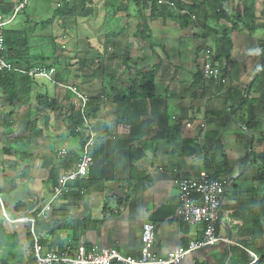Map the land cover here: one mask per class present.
<instances>
[{"label":"crops","instance_id":"obj_1","mask_svg":"<svg viewBox=\"0 0 264 264\" xmlns=\"http://www.w3.org/2000/svg\"><path fill=\"white\" fill-rule=\"evenodd\" d=\"M9 1L12 4L0 0V10H11V16L18 9L4 30L14 29L16 23L20 24L16 30L27 26V17L45 19L58 4L57 0ZM89 1V8L79 14L75 25L56 40L55 55L62 61L57 70L53 69L56 85H51L65 90L73 87L86 99L100 101L97 115L89 119L94 134L92 163L84 177L68 185L67 193L54 205L48 219L35 223L40 243L52 251L74 252L80 247L87 252L114 249L123 256L137 257L142 225L151 223L155 226L152 253L163 258L176 247L199 239L201 234L200 226L181 223L175 216L177 180L196 178L202 171L213 174L214 169H206L204 159L214 167L225 158L230 172L217 178L224 188L217 227V236L223 241L215 248L188 255L181 264H229L230 248L247 253L245 258H236L239 262H248V253L258 261L264 256L260 254L264 251V235L253 238L251 217L254 214L263 219L264 203L260 211L257 205L261 195L255 193L260 183L254 164L249 162L251 152L255 158H264V62L258 81L252 85L262 59L258 47L264 44V25L257 20L264 1L253 2L255 32L228 33L232 66L219 62L227 75L226 87L203 79L192 85L200 69L203 48L215 51L213 39H194L190 29L180 28L173 19L150 20L147 10L133 15L138 0ZM117 6L128 8L126 15ZM230 6L236 9L234 2L223 3L222 8L234 12ZM143 23L148 30L144 35L138 34L137 26ZM36 34L48 35L47 31ZM151 38L157 40L150 43ZM154 47L159 53L156 56L151 52ZM47 55L51 56V51ZM91 62L96 64L94 71ZM147 78L154 85L151 99L125 97L132 79L140 83ZM38 91L55 94L52 87ZM57 91L56 94L64 93ZM35 93L34 88L32 95ZM242 96L246 102L238 106ZM67 103L75 106L77 100L71 97ZM60 107V113L42 110L34 98L27 106H19V116L28 111L25 122H34L42 136L19 148L18 159L1 152L15 150L16 144L15 129L2 126L3 115L10 108L0 99L1 222L3 214L7 218L34 216L48 200L57 179L75 170L84 135L70 136L65 122L69 109ZM187 122L191 127H184ZM200 124L204 125L203 130ZM175 125L180 126V139L189 140L204 151L190 156L172 153L165 141L167 130ZM5 131L13 134L9 146L1 137ZM137 143L146 148L131 173L129 151ZM3 222L6 223L4 219ZM6 230L14 231L16 238L19 235V245L12 249L11 257L0 249V261L16 260V253L20 252L19 263L28 264L31 255L23 227L8 226Z\"/></svg>","mask_w":264,"mask_h":264},{"label":"trees","instance_id":"obj_2","mask_svg":"<svg viewBox=\"0 0 264 264\" xmlns=\"http://www.w3.org/2000/svg\"><path fill=\"white\" fill-rule=\"evenodd\" d=\"M22 2V0H20ZM57 6L52 10L49 17L45 19L35 20L33 17H27L25 24L21 29H5L2 31V47L3 52L1 55L9 62L13 67L23 71L18 72H0V99L3 104L9 106L10 111L3 115L2 126L5 128L15 129V150L2 149V154L13 155L19 159V148L27 147L31 142L42 136V132L35 127L34 122H25L29 117L28 111L19 116V106H27L31 98H34V102L38 108L42 110H48L52 113H60V106L68 107V115L65 117L66 128L71 135L75 134L76 128L82 126V119L79 114V110L72 104H68V100L71 97H75L70 91L64 88L54 87L51 83L42 78H32L28 76V73L34 69L45 68L56 69L60 66V60L56 55L57 45L56 40L60 33H64L71 29L72 25H75V20L79 14L85 13L91 4L89 0H57ZM234 2L236 9L234 12L224 10L222 8L223 3ZM254 0H168L167 3L159 5L157 0H138L136 2V9H134L133 15H138L141 11L147 10L149 19L168 18L176 20L179 23V27L182 29H190L192 37L197 40L206 41L208 39L214 40V53L213 63L220 65V61H230L231 42L228 38V33L232 31L246 30L249 33L255 32L257 27L254 24ZM170 4V5H169ZM117 10L123 12L125 15L128 8H121L117 6ZM22 14V12H20ZM11 10H0V15L3 17H9ZM148 30L147 25L144 23L137 26L138 34L144 35V32ZM36 31L42 34V31H47L48 35L39 36ZM260 55L262 58L264 55V44L259 47ZM51 51V56L47 55V51ZM203 50H206L203 48ZM203 52V51H202ZM62 61V60H61ZM62 63V62H61ZM229 64L232 63L229 62ZM59 65V66H58ZM93 71L95 70V62L90 63ZM233 67H237V63H233ZM200 68V67H199ZM263 69V68H262ZM231 78L234 74H230ZM57 80H59L56 77ZM201 74L196 73L193 78L192 85L201 83ZM259 77L252 83L255 84ZM47 85L55 89L54 95H48L47 93H41L39 88H45ZM37 89V93L32 95V90ZM63 91L62 94H56V91ZM57 91V92H58ZM154 96V85L151 78H147L145 81L137 83L132 79V85L128 89L126 98L129 100L137 99H151ZM118 101V100H117ZM246 102V97L242 96L237 105L240 106ZM100 101L97 99H87V103L84 110V115L87 118H94L99 111ZM233 118V117H232ZM179 125L170 127L166 132V144L170 148L172 153L178 151L179 156L199 155L204 150L203 148L194 147L189 140H182L179 136ZM247 128V127H246ZM85 138L80 141V148L84 144ZM139 147V148H138ZM248 147V145H247ZM146 146L142 143H137L134 147H131L129 151V163L131 167V173L134 170V165L138 163V160L142 158V150ZM139 154V155H138ZM28 157L27 155H23ZM252 160L249 165L254 164L255 171L257 173V181L260 183V188L255 190V193L260 192V201L257 207L262 211L264 203V158H255L251 152ZM16 164V163H15ZM206 169L213 168L214 173L208 174L212 180H217L219 176L229 174L227 161L222 158L220 165L212 167L211 161L207 158L204 159ZM256 207V208H257ZM256 209L253 208V212ZM0 221V249L5 250L11 257L12 249L15 246L12 244L13 238L16 233H8L6 227L10 226L12 229L15 226H22L26 242H29V252H31L30 238L28 234V228L25 224H9ZM252 236L261 237L264 235V217L260 220L257 216L252 214L251 217ZM15 240V239H14ZM11 242V243H10ZM8 243V245L6 244ZM4 247H7L3 249ZM251 247H249L250 249ZM251 250H254L251 248ZM16 260L11 262L4 260L0 261L1 264H20L19 254ZM229 264H248L249 261L239 262L237 257L245 258L247 253L236 249L230 248ZM260 254H264L262 251ZM259 254V255H260ZM13 259V258H11ZM225 259V253L222 254V262ZM264 256L260 257L254 264H263ZM28 264H33L32 259Z\"/></svg>","mask_w":264,"mask_h":264},{"label":"built area","instance_id":"obj_3","mask_svg":"<svg viewBox=\"0 0 264 264\" xmlns=\"http://www.w3.org/2000/svg\"><path fill=\"white\" fill-rule=\"evenodd\" d=\"M157 4H165L163 0H157ZM170 5V4H169ZM18 9V8H17ZM15 10V12L17 11ZM15 12L10 17L0 15V72H18L23 71L13 67L1 55L2 31L12 23ZM213 53L206 49L203 50L200 63L201 78L211 82L216 86H227V75L219 65L213 63ZM54 70L45 68L34 69L28 73L29 77L42 78L47 82L56 85L53 81ZM76 98L75 108L79 110L82 119V126L76 128V134H83L85 141L80 149L79 161L74 171L61 175L48 200L43 202L40 208L32 217H17L10 220L3 214L4 220L9 224H25L28 228L31 246V259L33 264H181L188 255L214 247L223 240L217 236V227L221 217V204L224 188L218 180H212L208 173L202 171L196 178H181L177 180L175 210L176 218L184 224L191 226H200L201 234L199 239L190 241L186 246H178L165 257L159 258L152 253L154 243L155 226L151 223H144L141 228V247L137 257L123 256L114 249H102L99 251L87 252L82 247L74 252L47 250L40 243L35 229V223L38 220L46 221L54 205L67 193L68 185L84 177L91 166L92 159L90 155L93 147L94 134L91 129L89 118L84 115L87 99L83 97L73 87L67 88ZM229 111V109L227 110ZM185 128L191 127L190 123L183 124ZM204 129V125H199ZM251 261L248 264H254L257 258L248 253Z\"/></svg>","mask_w":264,"mask_h":264},{"label":"rangeland","instance_id":"obj_4","mask_svg":"<svg viewBox=\"0 0 264 264\" xmlns=\"http://www.w3.org/2000/svg\"><path fill=\"white\" fill-rule=\"evenodd\" d=\"M9 0H5V3H11L10 1L8 2ZM39 1V0H38ZM260 1H262V0H260ZM264 1V0H263ZM112 2H114V0H112ZM46 3V2H45ZM12 4V3H11ZM12 7V6H11ZM235 7V6H234ZM234 7L232 8V6H230V10L231 11H233L234 10ZM11 9V8H10ZM40 10H42L41 8H39ZM13 10V9H12ZM259 11H261V14H259V19L257 20L261 25H264V3H263V5L261 4L260 6H259V10H258V12ZM37 20H40V18L39 19H37ZM262 21V22H261ZM19 23H16L15 25H13V27H14V29H16L17 27H19ZM73 31V30H72ZM46 33V32H45ZM62 37V36H61ZM157 39L155 38V40L153 39V38H151L150 39V43H153L154 41H156ZM146 41H149V40H147L146 39ZM160 42H162L163 40H159ZM159 41H157V44H160V42ZM155 47L151 50V52L153 53V56L155 55L156 56V54H159V53H157L155 50ZM48 52H50V50L48 51ZM202 60V59H201ZM47 89H51V87L49 86V85H47V87H46ZM0 124H1V115H0ZM1 127V126H0ZM1 137H2V139L3 140H5L6 141V145L7 146H9V143L8 142H10L12 139V137H13V134H11V132H9V131H5L2 135H1ZM11 143V142H10ZM3 219H4V217H3ZM8 219H10V220H13V219H15V218H9L8 217ZM17 226H15V228H16ZM14 228V229H15ZM22 232V231H21ZM18 237V241L16 240L17 238L16 237H14L13 238V241H11L12 242V244H14L15 246H13L14 248H16L17 247V245H19V235H17ZM15 239V240H14ZM20 239L21 240H23V238H21L20 237ZM10 242V243H11ZM22 242V241H21ZM7 245H8V243H6ZM5 248H7V247H4L3 249H5ZM13 248V249H14ZM26 252V251H25Z\"/></svg>","mask_w":264,"mask_h":264},{"label":"water","instance_id":"obj_5","mask_svg":"<svg viewBox=\"0 0 264 264\" xmlns=\"http://www.w3.org/2000/svg\"><path fill=\"white\" fill-rule=\"evenodd\" d=\"M263 62H264V55H263V57H262V59H261V61H260V64L258 65V67H257V69H256V71H255V73H254V75H253L252 81L255 80L257 74H258L259 71L261 70V67H262ZM249 143H251V137H250V141H249ZM248 158H249V154H247V160H248ZM210 248H215V246H214V247H210Z\"/></svg>","mask_w":264,"mask_h":264}]
</instances>
